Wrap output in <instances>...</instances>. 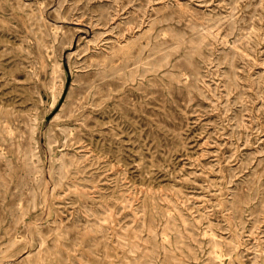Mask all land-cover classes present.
Returning a JSON list of instances; mask_svg holds the SVG:
<instances>
[{
	"label": "rangeland",
	"instance_id": "1",
	"mask_svg": "<svg viewBox=\"0 0 264 264\" xmlns=\"http://www.w3.org/2000/svg\"><path fill=\"white\" fill-rule=\"evenodd\" d=\"M114 47L121 88L84 98ZM0 49L25 98L58 96L0 167V264H264V0H0ZM63 105L108 116L88 149L53 140Z\"/></svg>",
	"mask_w": 264,
	"mask_h": 264
},
{
	"label": "bare ground",
	"instance_id": "2",
	"mask_svg": "<svg viewBox=\"0 0 264 264\" xmlns=\"http://www.w3.org/2000/svg\"><path fill=\"white\" fill-rule=\"evenodd\" d=\"M58 26H59L58 24H52L49 34L55 35V33H57ZM72 28L73 31L75 32L71 36L70 45L72 44L74 47V44L78 43L79 39L83 37L85 38V35H81V34L82 32L87 33L88 28L86 26H74ZM200 35H202V37H212L211 31H203V32L200 31ZM84 41H85L84 43H87V39H84ZM118 44L119 47L123 45V43L120 42ZM87 45L88 44H86V46ZM188 46L190 50L193 49L195 50L198 47V43L188 44ZM115 50L118 49L114 47L112 49V54H103L102 56H100V58L86 59L84 57L83 64L81 65V67H87L88 70L85 71L86 73L85 75L90 74L92 76L90 81L87 82V85L84 86L83 89L84 98L88 96L89 92L93 99L99 98L100 95L96 91V88L100 85L109 86L111 84L117 89L121 88V81L124 74V72L121 70L123 64L121 61L123 60L119 58V56H115L113 54ZM4 54L5 52L1 51L0 49V58ZM7 58L8 57L1 58L0 61V167H4L6 165V155H13L16 158H18V144H20L24 139L26 138L32 139L33 143L36 144L37 140L35 133L39 130L40 123L42 122L41 120L43 119L44 114L51 107H53V105L55 104L58 98V96L54 97L51 103L49 104L48 108L46 109H42L40 104L35 99L25 98L22 92L18 90L19 88H21L22 85L20 79L14 77L12 78L8 77L3 69V66L1 65L3 63L4 64L11 63L12 58L9 56V59L5 60ZM189 65L194 75L192 80L189 82L186 81L179 82L178 76L169 73V71L166 73L168 75L167 85L171 89L174 90L177 89L179 91L187 93L189 89L196 87L195 82H196V76H198L199 73V68L195 62H189ZM52 75L53 73L50 74V77ZM60 80L62 84L64 81V77H61ZM5 101H8L9 106L4 105ZM63 109H64V105L61 106L60 110L57 111L50 120V123H52V125H56L57 132L55 133L53 140H55V142H58L57 145H70V146H75L76 148L86 147L88 149L89 144L91 145L93 143L94 135L102 134L104 132L103 131L104 123L106 121H109L108 116L99 114L96 108H87V107L84 108V105H81L78 108L79 110L77 113L70 112L68 115H63L62 113ZM87 110L90 111V114L87 113ZM83 153H81L80 155H83ZM62 154H65V152H60V155ZM35 155H36L35 152L30 151L29 154L25 156L26 159L25 161H31L35 157ZM81 161H83L82 158ZM73 185H74L73 187H75L73 189H78L77 184L75 182ZM245 197L246 196H244L241 193L236 194V199H235L236 201L234 204L237 209L240 208V202L246 200ZM22 252L24 253L25 250H23ZM27 255L28 253H25L23 257ZM127 264H135V263L133 260H129Z\"/></svg>",
	"mask_w": 264,
	"mask_h": 264
}]
</instances>
